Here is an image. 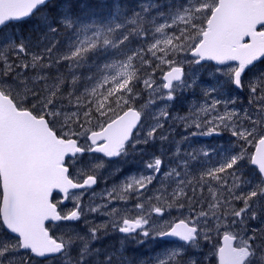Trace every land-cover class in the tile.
Instances as JSON below:
<instances>
[{
	"label": "snow or ice",
	"instance_id": "obj_1",
	"mask_svg": "<svg viewBox=\"0 0 264 264\" xmlns=\"http://www.w3.org/2000/svg\"><path fill=\"white\" fill-rule=\"evenodd\" d=\"M157 140L171 156L93 190ZM109 229L119 249L95 246ZM125 241L159 249L141 264H264V0H0V264H128Z\"/></svg>",
	"mask_w": 264,
	"mask_h": 264
},
{
	"label": "flooded vegetation",
	"instance_id": "obj_2",
	"mask_svg": "<svg viewBox=\"0 0 264 264\" xmlns=\"http://www.w3.org/2000/svg\"><path fill=\"white\" fill-rule=\"evenodd\" d=\"M19 27H20V25L17 26V28H19ZM173 123L174 122H172L171 124H173ZM177 124H178V122L175 125H177ZM96 130H98V129H96ZM179 131H180V129L170 131L171 136H174L175 134H177L178 135L177 137L180 139V136L182 134H179ZM182 131L184 132L183 134H186L184 129H182ZM197 137H193L194 139L192 138L190 141L191 147H193V148H198V147H201L202 145H208V144L214 145L215 140L219 141L220 144L225 143L224 140L219 139V138H212L211 139V137H203V136L200 137L197 141V139H196ZM154 146H161L162 147L161 152L164 151L165 153H167L168 156H171L173 146L170 145L169 143L168 144L151 143V144L144 147V155L143 156L137 155L134 160H129V161L125 162L123 158H115L111 162L106 164L105 170L109 171V170H113V169H118L120 171H117V172H114L113 174H111L109 176V178H106L107 183L101 182L97 186H95L93 190L95 192H99V191L101 192L105 187H111L113 183H116L119 180L123 179V176L128 174L130 170H131V172H136L141 167L139 164L138 165L135 164V163H138L137 159L139 157L140 158L148 157L150 159L151 155L153 154L152 149H154ZM184 147L187 148L188 145L185 144ZM54 199H56V200L62 199V196L60 194L54 193ZM88 199H89L88 195H85L84 196V202L87 203ZM98 201L99 200H97L96 202H98ZM72 206L73 205H72L71 201H65L63 204L60 205V207L62 209H64L65 211L71 209ZM85 221H87L88 223H85ZM104 221H105L104 217L97 216L95 214H90V215L86 216L84 219H82L80 222H78L75 226H80L81 229L85 228L84 231L87 232V228L89 226H91L93 224H98V223H101ZM121 239H122L121 234L113 233L110 230L108 237H106L103 241L97 243L95 246L108 248L110 250H116V249L120 248ZM127 243L128 242L125 241L124 259H126L128 261V264H141V262L148 261L150 257L154 256L156 251H159L158 248H155V246L151 245V244H146L144 246H137L134 244H130V243L127 244ZM204 248H207V247H204ZM20 255H22L23 260L26 258V260H34L40 264L50 262V261H40V260H37L36 258H33V257L29 259L28 258L29 254L25 253V252H22Z\"/></svg>",
	"mask_w": 264,
	"mask_h": 264
},
{
	"label": "rangeland",
	"instance_id": "obj_3",
	"mask_svg": "<svg viewBox=\"0 0 264 264\" xmlns=\"http://www.w3.org/2000/svg\"><path fill=\"white\" fill-rule=\"evenodd\" d=\"M104 1V0H103ZM139 2H141V0H137L136 1V3L135 4H137V3H139ZM16 30L17 31H20V32H23L22 31V29H20V27L19 28H16ZM190 99H192L190 96H186L185 98H184V100H183V102H177V103H175L169 110H170V112H172V113H179V114H181V115H183V114H185L186 112H187V104H188V102L190 101ZM179 109V110H178ZM152 111H155V109H152ZM173 121H168L167 123H165V130L167 131V132H170V131H172V130H178V129H180V131H179V134H183L184 132L182 131V129L183 128H181L180 126H179V124H177V125H175L174 127H169V125H172L171 123H172ZM195 129H192V131H194ZM178 135L177 134H175L174 136H169V140H171L173 137H175V139L176 140H179V138L177 137ZM200 137H202V136H198L196 139H197V141H198V139L200 138ZM204 137V136H203ZM194 139V138H193ZM212 139V138H211ZM155 144H158V143H161L159 140H157L156 142H154ZM165 144H168L167 142H165ZM217 144H220L219 142H214V145H217ZM156 148V147H155ZM154 148V149H155ZM148 160H150L148 157H143V158H138L137 159V162L138 163H135L136 165H140L141 167H140V169L139 170H141V171H145V169H143V162L144 161H148ZM117 170L118 169H113V170H109V171H106L105 169L102 171V175H104L106 178H109V176L111 175V174H113L114 172H117ZM146 172V171H145ZM110 184V183H109ZM96 193H100V191L99 192H96ZM100 201H98L97 203H99ZM173 215H175V213H173ZM258 224H259V222L258 221H253V222H250V226L251 227H257L258 226ZM77 227V229L78 230H80L81 231V234H86V232L84 231V229H81L80 228V226H76ZM111 229H109V231H110ZM57 234H59V233H57ZM203 251H205V252H208L209 251V247H207V248H203ZM26 257V256H25ZM16 259H22V255H19V256H17L16 257ZM26 262H28V264H40V263H37L36 261H34V260H26V258L24 259ZM45 264H51V262H48V263H45Z\"/></svg>",
	"mask_w": 264,
	"mask_h": 264
},
{
	"label": "trees",
	"instance_id": "obj_4",
	"mask_svg": "<svg viewBox=\"0 0 264 264\" xmlns=\"http://www.w3.org/2000/svg\"><path fill=\"white\" fill-rule=\"evenodd\" d=\"M137 0H125L131 6H134ZM112 0H73L74 11L82 14H91L96 13L99 15H104L108 11L111 10ZM31 23L20 25V29H22L23 33L27 34L31 31ZM215 142H219L215 140ZM156 147V148H155ZM153 154L159 156L161 155V146H154ZM32 258L31 256L28 257ZM45 264V263H41Z\"/></svg>",
	"mask_w": 264,
	"mask_h": 264
},
{
	"label": "bare ground",
	"instance_id": "obj_5",
	"mask_svg": "<svg viewBox=\"0 0 264 264\" xmlns=\"http://www.w3.org/2000/svg\"><path fill=\"white\" fill-rule=\"evenodd\" d=\"M128 244V243H127ZM127 246V245H126ZM125 248V247H124ZM127 248V247H126ZM128 249V248H127ZM133 250V249H132ZM124 253H125V250H124Z\"/></svg>",
	"mask_w": 264,
	"mask_h": 264
},
{
	"label": "water",
	"instance_id": "obj_6",
	"mask_svg": "<svg viewBox=\"0 0 264 264\" xmlns=\"http://www.w3.org/2000/svg\"><path fill=\"white\" fill-rule=\"evenodd\" d=\"M65 202V201H64Z\"/></svg>",
	"mask_w": 264,
	"mask_h": 264
}]
</instances>
